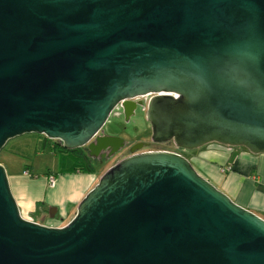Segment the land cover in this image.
<instances>
[{
  "label": "water",
  "instance_id": "obj_1",
  "mask_svg": "<svg viewBox=\"0 0 264 264\" xmlns=\"http://www.w3.org/2000/svg\"><path fill=\"white\" fill-rule=\"evenodd\" d=\"M149 94L153 142L264 154V0H0V151L26 133L124 141L99 134ZM145 146L62 226L22 216L0 163V264H264L263 217Z\"/></svg>",
  "mask_w": 264,
  "mask_h": 264
},
{
  "label": "crops",
  "instance_id": "obj_2",
  "mask_svg": "<svg viewBox=\"0 0 264 264\" xmlns=\"http://www.w3.org/2000/svg\"><path fill=\"white\" fill-rule=\"evenodd\" d=\"M205 148L193 159L200 173L236 203L264 218V154L216 142L207 144ZM0 163L8 170L12 193L22 215L25 213L32 217L55 206L57 214L63 213L62 221L72 219L79 203L100 180L96 171L63 172L60 169L62 162H58L57 171L46 170L37 176L28 165L18 171L10 170L4 161ZM53 174L56 175V182L52 186L49 177Z\"/></svg>",
  "mask_w": 264,
  "mask_h": 264
},
{
  "label": "rangeland",
  "instance_id": "obj_3",
  "mask_svg": "<svg viewBox=\"0 0 264 264\" xmlns=\"http://www.w3.org/2000/svg\"><path fill=\"white\" fill-rule=\"evenodd\" d=\"M104 130H106L109 134L119 135L122 137V139L126 140L130 144L149 142L150 144L148 147H144L141 151L167 150L180 153L181 155L188 158L196 169L197 167L193 159L198 154H201L203 151H205V147H207V145H205L198 149H184L177 147L174 143L170 142L155 143L152 141L151 123L148 121V119H145L141 116L129 123H124L119 117L112 114L105 124ZM48 139V142H46L44 145V138L39 137L36 133H26L14 137L10 139L1 149L0 161H4L10 170L16 169L18 171H22V168H25L28 165L27 167L32 173H34L35 176H37L38 173L44 172L46 170L57 171V168L59 169V163H61L63 160V156H61L59 149L53 147L54 140L50 138ZM243 148L247 149L245 147ZM131 154V151L126 148L115 157L110 160H106L102 164H98L97 162L93 161V165L101 178V176L111 166ZM73 162L74 160L69 158V162H64V164H61L60 169L70 167ZM198 172L200 173L199 170ZM220 190L222 189L220 188ZM22 216L25 218H32L35 221L40 220L45 224L54 226H61V224L65 225L71 220V218H65L64 221H62L61 217L63 216V213H58L55 218H51L48 209L45 212H37L35 214L36 217L29 216L25 213Z\"/></svg>",
  "mask_w": 264,
  "mask_h": 264
},
{
  "label": "flooded vegetation",
  "instance_id": "obj_4",
  "mask_svg": "<svg viewBox=\"0 0 264 264\" xmlns=\"http://www.w3.org/2000/svg\"><path fill=\"white\" fill-rule=\"evenodd\" d=\"M153 97V94H149L146 96H140L133 99H127L124 102L118 104L115 110L112 112L114 116L119 117L124 123H129L134 119L139 118L140 116L147 119V110L148 103L150 99ZM111 114V115H112ZM100 136H112L115 138H122L119 135L109 134L106 130L103 129L99 134ZM148 145L149 142H144ZM173 143V142H170ZM137 143H128L126 140L121 141L118 139L113 144H110L106 147H97L96 145L92 147V149H88L84 147V151L87 155L98 164L104 163L106 160H110L115 157L117 154L122 152L124 149L128 148L130 151L132 147ZM132 153V152H131Z\"/></svg>",
  "mask_w": 264,
  "mask_h": 264
},
{
  "label": "trees",
  "instance_id": "obj_5",
  "mask_svg": "<svg viewBox=\"0 0 264 264\" xmlns=\"http://www.w3.org/2000/svg\"><path fill=\"white\" fill-rule=\"evenodd\" d=\"M37 135L39 137L44 138V144L48 142L49 139L45 135H40V134ZM53 142H54L53 147L59 149L61 156H63L62 164H64V162H69V158L74 160V162L71 164L70 167L63 168L61 169V171L74 172L79 170L86 173H93L96 171L93 165V160L84 151V147L76 148V149H67L58 141L54 140ZM53 176L56 177L55 174H53Z\"/></svg>",
  "mask_w": 264,
  "mask_h": 264
},
{
  "label": "built area",
  "instance_id": "obj_6",
  "mask_svg": "<svg viewBox=\"0 0 264 264\" xmlns=\"http://www.w3.org/2000/svg\"><path fill=\"white\" fill-rule=\"evenodd\" d=\"M49 182H50V185H55V182H56V178H55V176H53V175H51L50 177H49ZM25 218V217H24ZM27 220H29V221H34V222H38V221H35V220H33L32 218H26ZM52 226H54V225H52Z\"/></svg>",
  "mask_w": 264,
  "mask_h": 264
}]
</instances>
